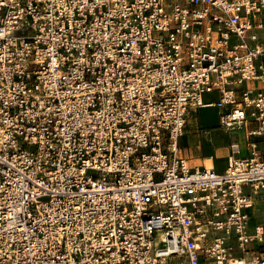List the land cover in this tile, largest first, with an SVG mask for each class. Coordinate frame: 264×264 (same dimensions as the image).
Here are the masks:
<instances>
[{
    "label": "built area",
    "instance_id": "obj_1",
    "mask_svg": "<svg viewBox=\"0 0 264 264\" xmlns=\"http://www.w3.org/2000/svg\"><path fill=\"white\" fill-rule=\"evenodd\" d=\"M200 108L248 157L189 165ZM256 138L264 0H0V264H264Z\"/></svg>",
    "mask_w": 264,
    "mask_h": 264
},
{
    "label": "rangeland",
    "instance_id": "obj_2",
    "mask_svg": "<svg viewBox=\"0 0 264 264\" xmlns=\"http://www.w3.org/2000/svg\"><path fill=\"white\" fill-rule=\"evenodd\" d=\"M187 123L188 126H186L183 136L179 140V147L191 166L217 168V163L225 162L227 158L219 160L216 154L209 152H225L227 149L225 138L229 136L238 138L241 152H245L247 149L244 138L245 129L232 131L228 136L227 129L217 125V110L214 108L200 109L195 115L190 116ZM200 125L203 126V129H215V126L218 129L212 131L210 135H206L204 132L202 133Z\"/></svg>",
    "mask_w": 264,
    "mask_h": 264
},
{
    "label": "crops",
    "instance_id": "obj_3",
    "mask_svg": "<svg viewBox=\"0 0 264 264\" xmlns=\"http://www.w3.org/2000/svg\"><path fill=\"white\" fill-rule=\"evenodd\" d=\"M206 99L208 100L209 99V96H206ZM200 109H203V108H200ZM200 109H197L195 111H191L188 113L187 115V122L190 120V116H193L196 114V112H199ZM199 119V118H198ZM200 121V120H199ZM217 125L219 126V121H218V116H217ZM186 126H188V123L186 124ZM201 129H202V133L204 132L206 135H210L212 133V131H215L216 129V126H215V129H203V126L200 125ZM186 128V127H185ZM217 131V130H216ZM231 132H228L227 131V135L229 136ZM236 141L238 144V138H235L233 136H229V137H226L225 138V142L227 144V149L225 150V152H209V153H212V154H216V157L219 159V160H222V159H226L228 156H229V151L227 152V150H229V144L232 142V141ZM256 142V146H257V149H258V152H257V155L259 157L260 160H264V138H256L255 140H253ZM246 142V140H245ZM246 146H247V143H246ZM240 147V146H239ZM181 149V148H180ZM248 149V147H247ZM247 149L245 152H241L240 150V154H239V157L240 158H246L248 157L249 155V152H247ZM182 153V152H181ZM184 156V155H183ZM218 166L217 168H215L217 171L219 172H222L225 170L226 168V164H227V159L226 161H220L219 163H217ZM209 166V165H207ZM249 213V216H250V221H249V224L251 226V230L254 226H257V225H264V191L261 192L258 196L254 197V208L251 209L250 211H248ZM248 249L250 250V252L253 250V251H256L258 252V256L264 260V245L260 247H256L254 245H251L248 247ZM246 253L244 256L245 260H250L252 259V252L250 253Z\"/></svg>",
    "mask_w": 264,
    "mask_h": 264
},
{
    "label": "bare ground",
    "instance_id": "obj_4",
    "mask_svg": "<svg viewBox=\"0 0 264 264\" xmlns=\"http://www.w3.org/2000/svg\"><path fill=\"white\" fill-rule=\"evenodd\" d=\"M230 264H238V263L231 262Z\"/></svg>",
    "mask_w": 264,
    "mask_h": 264
}]
</instances>
